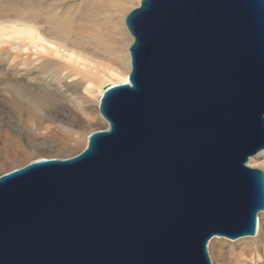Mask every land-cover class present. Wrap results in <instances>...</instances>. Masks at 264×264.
I'll list each match as a JSON object with an SVG mask.
<instances>
[{
    "label": "water",
    "instance_id": "obj_1",
    "mask_svg": "<svg viewBox=\"0 0 264 264\" xmlns=\"http://www.w3.org/2000/svg\"><path fill=\"white\" fill-rule=\"evenodd\" d=\"M129 81L68 158L0 175V264H213L264 211V0H143Z\"/></svg>",
    "mask_w": 264,
    "mask_h": 264
},
{
    "label": "bare ground",
    "instance_id": "obj_2",
    "mask_svg": "<svg viewBox=\"0 0 264 264\" xmlns=\"http://www.w3.org/2000/svg\"><path fill=\"white\" fill-rule=\"evenodd\" d=\"M141 1L0 0V84L34 131L56 128L86 147L91 132L109 127L101 97L107 87L129 81L133 36L126 18ZM51 97L71 105L61 115L39 116L38 107ZM96 116L105 126L93 128ZM258 158L264 164V149L248 164ZM262 223L253 236L211 241L235 251L236 264H264Z\"/></svg>",
    "mask_w": 264,
    "mask_h": 264
},
{
    "label": "rangeland",
    "instance_id": "obj_3",
    "mask_svg": "<svg viewBox=\"0 0 264 264\" xmlns=\"http://www.w3.org/2000/svg\"><path fill=\"white\" fill-rule=\"evenodd\" d=\"M70 105V102L65 98L51 97L38 107V115H61L66 106ZM27 107L31 106L27 105ZM100 121V117L96 116L93 128L105 126V123ZM84 148V141L78 145L72 135L59 129L53 128L50 133L45 135L34 131L31 124L23 119L19 111L12 106L10 92L0 84V175L14 168L22 167L36 158L39 159L38 157L67 158L79 153ZM252 164V167L264 171V164L259 158ZM260 218H262L264 230V212L259 213V223ZM208 250L213 264H236L235 251H226L221 241H210Z\"/></svg>",
    "mask_w": 264,
    "mask_h": 264
}]
</instances>
